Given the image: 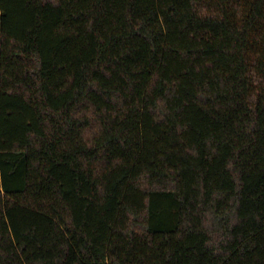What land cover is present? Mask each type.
Wrapping results in <instances>:
<instances>
[{"label":"trees","instance_id":"trees-1","mask_svg":"<svg viewBox=\"0 0 264 264\" xmlns=\"http://www.w3.org/2000/svg\"><path fill=\"white\" fill-rule=\"evenodd\" d=\"M0 264H264V0H0Z\"/></svg>","mask_w":264,"mask_h":264}]
</instances>
